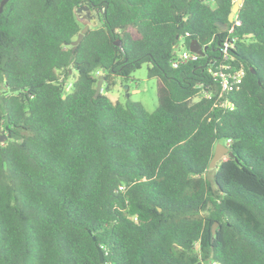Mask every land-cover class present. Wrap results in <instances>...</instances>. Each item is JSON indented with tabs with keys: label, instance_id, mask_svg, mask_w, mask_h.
I'll return each mask as SVG.
<instances>
[{
	"label": "trees",
	"instance_id": "obj_1",
	"mask_svg": "<svg viewBox=\"0 0 264 264\" xmlns=\"http://www.w3.org/2000/svg\"><path fill=\"white\" fill-rule=\"evenodd\" d=\"M236 1H8L0 264H101L100 251L105 264H264V0L243 1L231 34L240 86L219 98L209 71ZM81 5L98 22L74 46ZM180 40L205 54L174 67ZM144 63L153 112L107 94ZM219 142L233 155L209 179Z\"/></svg>",
	"mask_w": 264,
	"mask_h": 264
},
{
	"label": "built area",
	"instance_id": "obj_2",
	"mask_svg": "<svg viewBox=\"0 0 264 264\" xmlns=\"http://www.w3.org/2000/svg\"><path fill=\"white\" fill-rule=\"evenodd\" d=\"M214 1V0H210ZM236 1V0H235ZM232 25L227 28L228 36L223 41L220 51V57L215 59L214 65L209 69L212 76L217 80L219 90L218 97L225 98L226 94L233 88L239 87L242 83L246 70L242 63L238 65L235 63L237 60L231 53V49L235 48L236 38L231 37L235 26L241 25V19L238 17V13L235 14ZM200 54L191 51L190 49H183L181 53L172 61L174 67H178L179 64L188 61L197 60ZM204 96L211 98L212 94L208 91L204 92ZM221 106L229 109H233V104L229 99H224L221 102Z\"/></svg>",
	"mask_w": 264,
	"mask_h": 264
},
{
	"label": "rangeland",
	"instance_id": "obj_3",
	"mask_svg": "<svg viewBox=\"0 0 264 264\" xmlns=\"http://www.w3.org/2000/svg\"><path fill=\"white\" fill-rule=\"evenodd\" d=\"M94 13L97 14L96 22H98V13L95 11ZM87 14L88 12H86V10L84 12H81L80 14V21L83 24L89 23L87 21L89 14ZM185 48L186 46L184 45L183 40H180V42L176 46L177 54L179 55L181 51ZM148 67L149 64L144 63L140 69L136 70L132 74L131 79L128 81L122 78H117L116 85L112 88L110 92L107 93L111 100L114 102L119 101L123 104H126L129 100L138 101L141 102L149 112L155 111L158 105V81L156 78L150 77L148 75ZM75 77L76 73L71 75L70 81H73ZM104 89L105 87L103 86V92ZM196 100L197 99H195V101ZM220 161L218 162L217 166L220 164ZM216 169L217 167L208 170L206 176L209 179H212Z\"/></svg>",
	"mask_w": 264,
	"mask_h": 264
},
{
	"label": "water",
	"instance_id": "obj_4",
	"mask_svg": "<svg viewBox=\"0 0 264 264\" xmlns=\"http://www.w3.org/2000/svg\"><path fill=\"white\" fill-rule=\"evenodd\" d=\"M8 1L9 0H2L1 1L0 14L3 12L4 7L8 3ZM243 1L244 0H237L234 3L232 11H231V13H230V15L228 17V21L230 23L233 22L235 14L239 12L241 4L243 3ZM86 8H88V10H90V8L88 6H86ZM76 12H77V15H78V9H77ZM89 20H90L89 23H86V25L84 26L82 31L79 33L78 38L73 42L74 46H77L82 41V39L84 38L85 33L88 32V30L90 29L91 25H95L97 23L96 20L95 21H91V19H89ZM217 26L221 30H224V31L227 30V28H228V24L227 23H222V22H217ZM115 43L117 45H121L122 41L118 40ZM190 50L193 51V52H196V53H198L200 55H204L206 47L202 46L197 41H192L191 44H190ZM103 85H104V76L100 75L99 76L98 85H97V88H96V96H98L102 92ZM16 89L17 88H13L12 91H15ZM6 140H7V135L3 134V135L0 136V144L4 143ZM226 155H230L231 156V155H233V153L230 151V148L226 144L218 143L217 147H216V150H215V153H214V156H213V158L211 160V163H210V168L216 167L218 162L221 159L225 158ZM217 226H218V222H216L213 225V233L216 232ZM100 260H101V264H105V258H104V254H103L102 251H100Z\"/></svg>",
	"mask_w": 264,
	"mask_h": 264
},
{
	"label": "flooded vegetation",
	"instance_id": "obj_5",
	"mask_svg": "<svg viewBox=\"0 0 264 264\" xmlns=\"http://www.w3.org/2000/svg\"><path fill=\"white\" fill-rule=\"evenodd\" d=\"M86 6L87 5H81L79 8H77L78 9V17H79V19L81 18L80 17L81 12H84L86 10V12H88V14H89L87 21L89 22L90 21L89 19H91V21H95L97 19V14L94 13V10H91V9L88 10V8H86Z\"/></svg>",
	"mask_w": 264,
	"mask_h": 264
}]
</instances>
